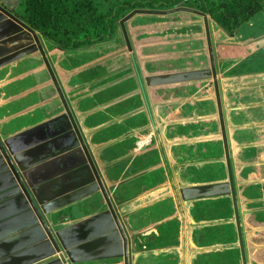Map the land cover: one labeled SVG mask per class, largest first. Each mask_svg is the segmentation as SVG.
I'll return each instance as SVG.
<instances>
[{
  "label": "crops",
  "instance_id": "crops-1",
  "mask_svg": "<svg viewBox=\"0 0 264 264\" xmlns=\"http://www.w3.org/2000/svg\"><path fill=\"white\" fill-rule=\"evenodd\" d=\"M260 14L263 21L256 25L249 20L244 33L239 28L232 35L205 14L212 22L207 21L219 97L214 83L202 77L207 65L200 59L209 54L203 20L183 40L185 53L143 67L132 37V52L127 51L124 37H107L72 50L45 48L47 54L37 50L35 55H23L21 65H13L12 45L17 41L12 38L17 34L7 27L0 31V134L13 137L27 132L26 137L32 138L54 118L66 122L59 87L100 171L108 170L118 181L115 194L126 214L124 222L130 224L127 233L134 239L131 264H198L201 258L202 264H242L236 214L246 264H264V10L256 16ZM19 29L26 37V31ZM27 39L38 47L34 35ZM40 39L45 47L47 41ZM93 54L98 60L80 58ZM159 55L154 53L152 59L166 57ZM189 58L192 66L185 71H199L196 75L202 78L174 82L167 85V93L156 90L159 81L146 75L168 70L162 66L166 61L176 63L171 66L176 69L179 61ZM23 97L27 104L17 107ZM13 107L20 110L12 112ZM166 107L169 112L163 116ZM173 111H182L183 117L162 128ZM174 125L172 139L179 141H166ZM147 135L151 144L135 152V141ZM32 143L29 146L37 145ZM185 188L188 191L181 195ZM194 201L201 203L195 207ZM96 209L70 217L88 216ZM202 219L212 221L199 223ZM97 263L104 262H88Z\"/></svg>",
  "mask_w": 264,
  "mask_h": 264
},
{
  "label": "water",
  "instance_id": "water-1",
  "mask_svg": "<svg viewBox=\"0 0 264 264\" xmlns=\"http://www.w3.org/2000/svg\"><path fill=\"white\" fill-rule=\"evenodd\" d=\"M0 10L11 19L3 21L4 17L0 16V31L5 30L7 27H12L11 21L25 26L9 12L1 7ZM177 10L174 9L170 12H177ZM202 14L205 16L204 13ZM205 25V33L208 36L206 37L207 53L210 54V61H212L214 67V55L211 40L209 39L208 23L205 22ZM27 31L32 33V35L35 34L29 28H27ZM34 37L36 43L39 44V40L36 36ZM185 37H187V34L180 33L166 36V40H178L177 44L165 42V45H169L174 51H168L166 47L165 51L159 55L166 57H159L158 61L150 59L155 57L154 52H151L147 59H145V55L141 56L140 58L143 59L142 67L150 63L174 58L173 56L176 54L185 53V41H183ZM163 39L161 38L159 41ZM177 45H180V48ZM38 50L43 53L41 46L38 47ZM182 63V61H179L177 63L179 67L175 69L171 66H175L176 63L166 61V65L162 66H166L168 70L158 73L149 72L146 75H152L150 77L156 78L159 81L158 83L161 84H173L185 79L196 80L204 77H198L196 74L199 71L196 70H192L193 72L183 71L186 73L180 74L181 70H183L180 67ZM196 68L198 66L193 67V69ZM50 75L52 77V71ZM215 77L216 73L214 71V87L216 95L219 97L218 83ZM52 81L57 85L55 76H53ZM57 92L60 93L59 99L67 117L66 122L54 118L53 122L46 124L48 128L43 127L36 133L38 136L32 138L26 137L28 136L25 135L27 132L13 137L0 134V264H68L67 259L70 256L68 252L67 257L64 254L69 247L67 245V237L65 236V231L69 233V229L66 228L67 225L73 222V226L75 227L90 224V227L94 228V225L92 226L91 224L93 221L104 225H101L102 229L99 230L96 229V225L95 229L89 230L92 233L95 230L96 235L107 234V238H111V235H119L121 237V246L119 237H113L112 240L119 246L116 247L117 252H119L118 256L123 257L124 264H129V250L132 249L131 244L134 239L127 233L130 224L124 222L126 214L122 213V206L115 194L116 182L108 185L106 181V185L108 186L105 185L102 179L103 174L99 170L95 156L86 144V140L76 122L73 110L67 103L59 87H57ZM170 106L176 107V104ZM168 119L162 121L164 122L162 128H165L167 124L171 125ZM44 125L42 124L39 127ZM44 129L47 132H44ZM40 133L48 134V138L40 137ZM169 140L172 142L179 141V139ZM30 143L37 145L29 146L31 145ZM25 144L27 145L25 146ZM159 149L161 156H163L162 148L160 147ZM86 173H90L91 178L86 179ZM66 178H68L67 183L70 181L77 183L73 187H67L68 189H66L64 183ZM87 182H90L89 186H94L88 194L95 193L94 203H97L98 196H101L99 197L100 202L95 207L98 209L88 216L85 215L84 217H87L85 220L78 222L76 218H71L70 216H75L83 210L84 204L82 203H84L83 201L87 193L84 191V194L68 200L66 199V193L69 192L68 195H71L83 191L85 189L84 184ZM184 191H188L187 188L180 192L181 195H183ZM200 203L194 201V206L196 207ZM233 205L235 206V202H233ZM192 209H190V212ZM64 218L69 223L66 224L63 221ZM210 221L212 220H202L199 223ZM235 221L241 245L242 264H246L238 214L235 215ZM28 238L29 241L25 242ZM12 241L14 242V248L9 247ZM209 246L213 245L210 244ZM203 247H207V245ZM69 261L74 260L69 258ZM90 261H95V259H91Z\"/></svg>",
  "mask_w": 264,
  "mask_h": 264
},
{
  "label": "rangeland",
  "instance_id": "rangeland-1",
  "mask_svg": "<svg viewBox=\"0 0 264 264\" xmlns=\"http://www.w3.org/2000/svg\"><path fill=\"white\" fill-rule=\"evenodd\" d=\"M2 1H3V4L5 6H7L8 8H11V10H13L16 13H19L20 18H22V19L28 18L27 14L25 12H23V10H22L23 0H2ZM81 1L82 0H60V1H57V4L59 5L57 14L65 15V14L71 13L72 11H74L78 7L79 4H81ZM122 1H126V0H92L93 6L89 9L87 14L84 15L83 18H81V20H80L81 24L86 23L93 14H99V13H104V14L106 13L107 14L108 10L111 8V6H113V4H117V3L122 2ZM177 5H179V7L174 8V9H178V10H177V12H173V13L170 11L174 10V9L168 10L166 8L165 9L136 8V9H133L131 11L125 12L122 15H120L119 18L116 20L114 32L111 35V37H124L126 49L129 52L133 51V46L131 44V41L129 40L130 37H132V41H134L136 43V45H138L139 54L141 56L145 55V57H146L145 59H147L148 55L150 54V52L152 50L154 51V53H161V52L165 51L166 47L169 48L170 46L165 45V42H167L169 44H177L178 43L177 42L178 40H175V39L160 40L159 41V39H161V38H164L166 36H173L176 33H180V34L192 33L194 26L195 25L199 26V24H196V23L199 21H202V20L205 22L208 21V23L214 22L217 27L219 26L215 21L211 22L208 20L206 15L205 16L203 15L202 12L197 9L198 6L196 4H194L193 0H182ZM181 13H184V14H181ZM185 16H186V18H185ZM263 18H264V16H263ZM261 20H262V15L260 14L259 16H255L253 19H251V22H254L257 25L258 22H260ZM54 23H55V21H54ZM166 23H169V24H166ZM10 26H12V25H10ZM79 26H81V25H79ZM242 26H244V24ZM242 26L240 27L241 32L244 33L245 32L244 29L247 27V25H245L244 27H242ZM219 27L221 28V26H219ZM10 28H13L11 30H13L15 32V34H17L16 37L12 38L14 40V42H15V40L17 41L16 46L12 45V49H15V50L12 51L11 54L16 55V56H11L13 65L16 62H17L16 64L21 65L24 58L31 56V55H35L38 52L37 51L38 47H40V46L42 48V51L45 54H47L46 53L47 48L49 49V51L55 50V49H61L62 50L61 47H59L58 45H55L51 41H50V43L46 42L45 47H44V45H42L40 43V41H41L40 37H38L36 34H34V36H36V38L39 40V44L36 43L38 47H36L34 42L29 41L27 39V37L24 36V33L20 32L19 27H13L12 26ZM248 29H249V31L251 30L250 28H248ZM60 30L61 31L59 32V35H62V32L64 30L63 29H60ZM53 32H55V31H53ZM66 34H67V36H62V37H59L58 39H60L62 41L68 40L67 37H70L72 35L71 31L68 30L66 32ZM206 37H208V36L206 35ZM206 37H205V41H206ZM186 39H188V37H185L184 40H186ZM209 39L211 40V46L213 48L212 35H210ZM196 44H197L196 49L200 48L199 44L198 43H196ZM206 44H207V41H206ZM62 51H64V50H62ZM88 51H91V50H88ZM88 51H84V52H87L86 54H88ZM23 55H26V56L24 57ZM97 56L98 55H95V54L83 55L80 58L84 57L86 59L85 61H88L89 57L97 59ZM14 57H16V58H14ZM204 57L205 56H203V58L200 59L201 65H203V64L207 65L206 71H204V80H210L212 83H214L213 73L215 71V73H216L215 78L217 79V62L215 60V57H213L214 58V67H213L212 61H210V58H211L210 55L208 54V59L207 58L204 59ZM3 59H4V61L7 60L5 58H3ZM150 59H152V58H150ZM134 61H135V55H134V53H132L131 54L132 65H134V63H133ZM185 61L186 62L180 64L181 69H183V70H181L182 72L180 74H185L186 72H183V71H185L186 67L192 66V62L190 61V58L185 60ZM210 81H208V82H210ZM204 82H207V81H204ZM217 83H218V80H217ZM170 84L171 83H165V84L159 83L160 87H158V89H156V90L161 91L162 93H163V91H164V93H167L169 90V86H167V85H170ZM207 87H208V85H206L204 88L206 89ZM20 104L22 106L27 104L26 97L19 99L16 106L18 107ZM22 106H20V108H22ZM17 107H13L11 109V111L13 112L16 110H20ZM168 112H169V109H168V107H166L163 109L161 114L163 116L164 115L166 116V114ZM173 112H175V115H173L171 118H169L168 121H170V122L177 121L180 119V117H183L182 111H180L179 113H177V111H173ZM175 131H176L175 125L172 128L168 129V131L165 135L167 140L172 139L175 136L174 135V134H176ZM151 140H152V138H151ZM135 143H136V141H135ZM135 143H134V147H135ZM98 165H99V163H98ZM103 167H105V166H103ZM100 172H102V174H103L102 176L105 177V179L102 177L105 185H106V181L108 182V185L114 184L115 182H118L116 179L112 178V176L110 175L108 170L107 171H100ZM85 177H86V179H89V178H91V174L86 173ZM67 180H68V178H66L65 182H64L66 189L73 187V185H75L77 183V182H73V181H70L67 183ZM89 185H90V182L85 183L84 184L85 189L81 192H76V193L71 194V195H68L69 192L66 193L67 194L66 199L68 200V199L76 197L78 195H82L85 193L84 191H86L87 195L84 198V201H83L84 203H82V204H84L83 210L85 209L86 212H88L89 210L95 209V207H97L98 203L100 202L99 197H101V196H98L97 203H94L95 202V193L94 194L91 193V195L88 194V192L91 191L94 188V186H89ZM108 185H106V186H108ZM81 214H82V216L76 218V220L78 222L85 220L87 218V217H84V215L86 213H81ZM202 220H207V219H202ZM77 221H75V222H77ZM91 224H92V226L94 225V228H91L90 224L75 227V226H73V222H70V224L67 225L66 228L69 229V233H67V231H65V236L67 237L66 240H67V245H69V247L67 248L66 253H64V254L67 257V252H68V255L70 256L69 258L74 260V261H69V258L68 259L66 258L67 263L68 264H88V262H92V261H90L91 259H95V261L100 260V261L104 262L103 264H105V263L106 264H124L123 257L118 256L119 252H117V250H116V247H119V246H117V244H115L112 240L113 237H119L120 238V246H121L122 245L121 237L119 235H116V236L111 235V238L110 237L107 238V234L96 235L95 230L93 233H92V231H89V230L95 229L96 225H97V228H96L97 230L102 229L101 225H104V224H101L99 222L97 223L95 221L91 222ZM200 225H203V224H200ZM18 239H20V238H18ZM27 241H29V238L25 240V242H27ZM9 247L14 248V242L13 241L9 245ZM130 257H131V255H130V250H129V264H131ZM212 258H213V256H212ZM77 261H79V262H77ZM202 262H203V259L201 258V260L198 261V264H202Z\"/></svg>",
  "mask_w": 264,
  "mask_h": 264
},
{
  "label": "trees",
  "instance_id": "trees-1",
  "mask_svg": "<svg viewBox=\"0 0 264 264\" xmlns=\"http://www.w3.org/2000/svg\"><path fill=\"white\" fill-rule=\"evenodd\" d=\"M57 1L60 0H23V12L28 18L22 20L47 41L64 49H74L110 37L114 32L116 20L125 12L136 8L165 9L176 6L182 0H126L113 4L107 14H93L83 24L80 20L93 6L92 0H82L74 11L65 15L57 14ZM193 1L198 10L210 16L229 35L234 34L243 24L264 10V0ZM60 29L64 30L62 35H59ZM68 30L72 34L67 37L68 40L58 39L67 36Z\"/></svg>",
  "mask_w": 264,
  "mask_h": 264
},
{
  "label": "flooded vegetation",
  "instance_id": "flooded-vegetation-1",
  "mask_svg": "<svg viewBox=\"0 0 264 264\" xmlns=\"http://www.w3.org/2000/svg\"><path fill=\"white\" fill-rule=\"evenodd\" d=\"M0 7L2 8V9H4L5 11H7V12H9L11 15H13L16 19H18L21 23H23L24 25H25V23L23 22V20H22V18H20V15H19V13H16V12H14L13 10H11V8H8L7 6H5L4 4H3V1L2 0H0ZM172 7H169V8H166V9H171ZM22 10H23V8H22ZM21 10V11H22ZM0 16H2V17H4V20L3 21H8V20H11L4 12H2L1 10H0ZM11 23L13 24V27H16V26H18V27H22L25 31H26V37H30V35L32 36V33H30V32H28L27 31V28H29L27 25H25V26H22V25H20V24H18V23H16V22H14V21H11ZM27 27V28H26ZM29 29H31V28H29ZM32 30V29H31ZM34 31V30H33ZM30 34V35H29ZM35 34L38 36V37H42L41 35H39L38 33H36L35 32ZM111 37V36H110ZM43 39H44V37H42ZM45 41H47L46 39H45ZM47 43H50V41L48 40L47 41ZM83 46H85V45H83ZM83 46H80V47H83ZM77 48H79V47H77ZM75 49V48H74ZM72 50V49H71Z\"/></svg>",
  "mask_w": 264,
  "mask_h": 264
},
{
  "label": "built area",
  "instance_id": "built-area-1",
  "mask_svg": "<svg viewBox=\"0 0 264 264\" xmlns=\"http://www.w3.org/2000/svg\"><path fill=\"white\" fill-rule=\"evenodd\" d=\"M151 144V136H143V137H138L135 143L134 151L139 152L141 151L144 147L149 146ZM101 264V263H97Z\"/></svg>",
  "mask_w": 264,
  "mask_h": 264
}]
</instances>
